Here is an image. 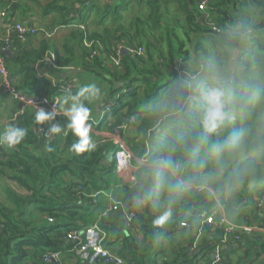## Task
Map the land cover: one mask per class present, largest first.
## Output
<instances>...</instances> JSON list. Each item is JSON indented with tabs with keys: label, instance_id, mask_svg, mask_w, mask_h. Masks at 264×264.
<instances>
[{
	"label": "trees",
	"instance_id": "16d2710c",
	"mask_svg": "<svg viewBox=\"0 0 264 264\" xmlns=\"http://www.w3.org/2000/svg\"><path fill=\"white\" fill-rule=\"evenodd\" d=\"M135 1L139 4V8L143 6L147 9L148 16L139 14L133 18L128 23L133 28L132 30L121 25L100 35L98 32L89 31L86 26L87 37L90 41L101 43L110 56L114 55L118 45L122 44L129 49H144L145 57H133L124 52L121 70L113 69L110 64L99 59L90 60L88 49L84 46L85 31L79 25H75L76 29L72 32L71 38L60 49H56L54 59L51 60L58 68H66L74 65L76 51L83 52L87 60L84 66L86 70L105 72L111 77L106 80L110 87L113 88L115 83L119 86H115L119 89L114 87L110 92L111 98L108 103H113L112 112L116 109L128 108L131 115H134L135 110H138L142 105L149 104L151 101L155 103L161 98L157 91L153 93L149 89L153 82L148 79V75L151 73L145 68V65L148 62L151 68L155 67L151 61L153 49L162 53L160 57L164 58L161 44L165 41L162 31L165 32L166 42L174 48L177 44L175 32L182 27L181 22L184 15L191 27L200 28L198 22H202L197 6L199 0H168L176 5L175 8L178 11L172 21L166 20L165 17L168 19L169 17L161 12L160 5L167 0ZM66 2L67 0H54L44 8V13L57 12L67 16L70 13V8ZM84 2L87 4L86 1ZM0 5L8 6V4ZM118 6L127 7L125 1L118 3ZM208 12L210 16L217 19L222 31L217 33L205 30V32L216 38L215 44L221 52L224 51V57L230 56L229 53H225L227 48H240L241 46L240 31L233 30V34L230 36L225 34L226 26L236 16L242 21V27L246 29V32L250 30L252 34H255L250 42V48L246 52V70H237L235 73L236 83L240 85V90L227 100L226 111L229 114V119L216 133H207L201 123L202 115L195 108L184 112V99L187 94L184 82L181 81H184L185 78L182 79L177 75L178 79L174 78L169 83L177 88V92L172 96L174 99L166 105L168 110L166 112L159 109L149 111L148 118L142 120V131L147 135V132L155 129L153 134H156V138H169L176 150L174 154L176 162L183 165L186 163L196 165L200 156H205L209 161H215L219 158L216 151L218 146L223 145L231 148L235 151V161L231 168L233 177L226 176L225 185L237 189L244 187L245 191H248L252 186L264 183V101L260 109L255 111L252 117L250 115L255 95L261 96L264 100V0H210ZM100 17L97 26L105 20L104 14ZM69 23L70 21H65L62 27H69L71 25ZM49 50V46H44L40 50L25 52L18 62L22 63L23 67L30 68L28 65L45 59ZM172 56L170 54V58ZM220 64L218 62V65ZM167 66L168 68L173 67L174 63L169 61ZM173 76L175 77V75ZM142 85L146 87L143 90ZM215 86L210 84L198 94L203 96L204 92L210 87L215 88ZM43 88L44 92L41 93L52 96L59 91L60 86L49 83L47 87ZM34 113L35 110L28 111L14 123L25 128L27 135L24 140L14 149L0 147V183L6 182V180L10 181L24 192V195L20 197L9 187H6L9 200L18 209H7L4 207V203L0 204V264H45L44 257L47 253L60 251L58 242L54 239H66L68 232L84 227L78 225L79 221H87L86 218L79 217L76 207L71 205L68 208L66 205L60 204L63 196L86 194L88 189L98 191L109 188L108 182H111L115 170V161L110 156L111 149L108 145H98L91 153L81 155L71 153L69 147L78 139L71 132L63 142L60 136L52 138L48 145L50 150L41 154L38 150L41 140H44V132L41 128L47 126L37 125L34 122ZM250 117L254 118L253 122L248 121ZM175 118L177 119L173 121ZM55 122L66 124L63 116H57ZM157 156L166 157L164 154L155 155V157ZM249 156L252 158L250 163L246 161ZM68 173L78 175V182L67 184L64 181V176ZM215 190L219 193L218 189L215 188ZM122 191L127 197L125 202L134 197L144 200L143 197L127 187ZM179 192L178 197H175L171 204L165 205L163 209L155 203V208L153 205H148L147 210L139 215L135 227L140 228L145 243L159 246L161 238L170 234L177 223L184 221V217H182L184 213H193L194 206L206 203L205 201L198 202L200 198L195 193ZM34 211L46 215L47 225L53 228L59 224L61 219H67L69 223L63 225L64 231L56 233L52 238L51 236L56 231H52L51 227L47 230L46 227H36L31 223L29 218H32ZM165 211L170 212L168 219H176L175 225L168 227L166 224L157 226L153 223L158 218L157 213L163 215ZM50 219L53 222H50ZM76 220L78 222L75 224ZM123 239L122 250L118 253L128 264H156L151 259L149 251L138 240L126 234L123 235ZM258 239L260 238L258 237ZM260 241L262 240L260 239ZM218 243L219 240H215L212 243V248ZM71 246L74 247L73 244Z\"/></svg>",
	"mask_w": 264,
	"mask_h": 264
},
{
	"label": "crops",
	"instance_id": "0c3cea01",
	"mask_svg": "<svg viewBox=\"0 0 264 264\" xmlns=\"http://www.w3.org/2000/svg\"><path fill=\"white\" fill-rule=\"evenodd\" d=\"M10 1H0V4L9 5V19L0 27V37L6 34L12 24L16 22L31 23L36 28L55 32V36L52 38H47L40 33L27 37L25 41H20L13 35L14 42L11 49H9L12 52V57H5L17 86L27 94L36 96L46 94L41 92L44 90L43 87H47L49 83L60 86L59 91L54 95L60 94V91L64 90L63 86L70 85V90L63 92L62 97H64L66 95H75L86 84L95 83L102 90L100 101L89 105L92 109L91 116H95L108 103V100L111 98V90L115 86H119L115 83V86L111 88L106 81L111 79V77L105 72L86 70L84 66L87 60L83 52L79 50L76 51L77 55L74 65L58 68L51 62L54 59L55 51L56 49H60L71 38L72 32L76 29L74 28L75 25L84 24L88 26L89 31L98 32L100 35H103L109 29H114L121 25L125 26L128 30H132L133 28L128 23L133 18L139 16V14H142V12L145 13V16H148L147 11H144L143 6L139 8V4L135 0H67L66 4L70 8V13L64 16L57 12L44 13V8L54 0ZM84 1L87 4H84ZM124 1L127 7H119L118 3ZM89 3L90 5L88 6ZM160 7L162 8L161 12L167 17L168 14H171L170 11L174 10V13L171 14V19L165 17L166 20H174L178 12L177 8H175L176 5L167 0ZM102 14L105 15V20L97 26ZM95 17L96 20L92 21V18ZM65 21H70L69 24L71 25L69 27H62ZM181 23L182 27L175 32L177 39L176 46L173 48L166 42L165 32L162 31L165 41L161 44L164 58L160 57L162 53L153 49L151 61H153L155 67L151 68L148 62L145 65V68L151 73L148 75V79L153 82L149 89L153 93L157 91L158 96L161 98L156 100L155 103L151 101L149 104L142 105L138 110H135L134 115L129 114L128 108L116 109L100 125L92 123L91 135L93 140L98 145L103 144L110 147V156L113 161L115 148L111 141L113 130L120 124L128 123V127L124 133V140L134 154L132 167L125 173H118L115 169L111 182H108L109 188L98 191L88 189L86 194L84 193L86 196H83V198H80L78 194H66L61 199L60 204L66 205L68 208L71 205L76 207L79 217H84L87 220L79 221L78 225L84 227L94 224L98 220L100 213L111 209L108 216L101 221L100 225L102 226L103 224L102 228L108 235V245L116 248L118 252L122 250L124 244L123 235L126 234L144 245V248L149 251L151 259L156 264H213L212 256L214 252L212 243L208 242L206 238L195 251L192 249L195 241L193 233L207 213L211 212L217 218L226 217L241 228L264 223V208L258 209L257 207V203L264 195V183L252 186L248 191H245L244 187L237 189L225 185L226 176L231 175L233 177L231 168L235 161V151L231 150V148L224 147L223 151L218 153L219 158L215 161H209L205 156H200L196 165L190 163L184 164V169L181 173L184 179L200 185H210L219 190V193L217 192L216 197L213 199H205L198 196L200 198L198 202L205 201L206 203L194 206L193 213L191 214L184 213V216H182L184 217V221L182 222H189L191 224V227L188 229L183 228L181 222L175 225L174 221L176 219H168L165 222L166 226L175 225L171 233L161 238L159 246L154 244L149 245L145 243L140 228H128L123 217V209L126 207L134 208L140 215L147 210L148 205H153L155 208V203L159 204L161 209H163L165 205L171 204L180 193V189L174 179L161 167L146 166L138 168L142 160L149 163L156 158L155 155L164 154L171 162H176V155H174L176 150L173 147L172 141L169 138H156V134H153L155 129L147 132L148 134L146 135L142 131L141 123L143 119L148 118V112L151 110L159 109L162 112L168 110L166 105L174 99L172 96L177 92V88L171 86L169 83L174 78L178 79L177 75L179 76V71L184 70V76L189 75V73L196 74L199 76V81H204L206 86L212 84L216 85L215 88L223 90L225 104L232 95L240 90V85L236 83L235 73L237 70L242 69H240L239 64V67L233 70L235 67L234 62H236L235 57L239 52L241 56L248 51L250 42L255 34L248 35L246 29L242 27V21L236 16L226 26L227 30H225V34L230 36L233 34V30L240 31L242 37L241 46L240 48H227L225 53H229L230 56L224 57V51L221 52L215 44L216 38L211 37L205 32V30H210L211 24L219 25L215 17L210 16L206 21L198 22L201 26L200 28L189 26L185 20V15ZM114 24L116 26H113ZM44 46H49L50 50L47 51L46 58L42 61L28 65L30 68L23 67L22 63L18 62V59L25 52L40 50ZM170 54L173 55L172 58H170ZM169 61L174 63L173 67L168 68L167 62ZM218 62L221 64L218 65ZM184 78V81H181L184 82L187 94L184 99V112L195 108L202 115L204 108V103H202L204 102L203 96L198 94L200 91L196 88V82L191 81L189 77ZM141 87H143L142 90L146 88L145 85ZM263 101L261 96L255 95L254 106L250 111L251 117L255 111L259 110L258 105L261 107ZM17 109L18 106L15 101L0 91V131L10 123L14 124L12 117ZM251 117L248 120L249 122L251 121ZM176 119H173V121ZM66 137L60 135L62 142ZM102 141L105 142L102 143ZM48 145L49 142L46 144L45 139L41 140L40 148H38L41 154L49 151ZM246 159L248 163L252 162L251 156ZM77 177L78 175L76 174L72 175L68 173L64 176V181L67 184L77 183ZM125 187L143 197L144 200L134 197L125 202L124 200L127 197L122 191ZM95 192H98L100 195L99 202L95 208H92L89 196ZM157 216L159 217L161 214L158 212ZM31 217L29 220L36 227L50 229L51 226L47 225L46 215L34 211ZM77 222L76 220L75 224ZM68 223L69 220L61 219L59 224L54 226L55 229L51 227L52 231H56L51 237L53 238L56 233L64 231L65 227L63 225ZM237 234L240 236L239 240L233 238L227 239L223 232H216V240H219L218 245L221 246L223 257L227 260L226 264H264V237L260 241L256 233L243 230H239ZM54 241L58 242L57 245L62 252L66 264H86L85 256L81 257L77 255L72 249V243L65 238L54 239Z\"/></svg>",
	"mask_w": 264,
	"mask_h": 264
},
{
	"label": "built area",
	"instance_id": "2783aa9c",
	"mask_svg": "<svg viewBox=\"0 0 264 264\" xmlns=\"http://www.w3.org/2000/svg\"><path fill=\"white\" fill-rule=\"evenodd\" d=\"M198 10L201 14L200 21H206L209 19L210 14L208 12V7L210 5V0H199L197 1ZM9 19V5L7 7L0 5V27L3 26L6 21ZM79 27L85 31V41L84 46L88 49L89 59H99L102 62L110 64L113 69L121 70L122 69V58L124 52L131 54L133 57H145L146 51L142 48L134 50L125 47L122 44L118 45V48L114 55H108V52L105 50L104 46L99 42L90 41L87 37L86 25L79 24ZM209 29L213 32H221L222 29L219 25L211 24ZM43 34L47 38H52L55 36V32L48 31L46 29H39L33 26L31 23L16 22L13 23L10 30L0 37V91L6 96L10 97L15 101L18 106L17 111L15 112L12 122L15 123L17 119L25 114L28 111L35 110V105L45 109L48 112H51L55 109L57 116H63V111L61 108V101L63 99V92H68L70 90V85L63 86L64 90L60 91V94L48 96L43 95H30L21 90L14 79L12 71L8 67L7 59L3 54V49H11L14 37L20 41H25L29 36H35L37 34ZM248 35H251L252 32L248 30ZM246 53H243L239 57L240 69L246 70ZM179 77H189L191 81L196 82V88L198 91H203L206 87L204 81H199L198 75L189 74L184 76L183 71H179ZM56 85V84H53ZM66 107V106H64ZM113 103L109 102L105 104L101 110L95 115L90 117V123L100 125L103 123L112 112ZM128 127V123H123L116 126L113 130L112 142L114 145L113 158L115 161V169L118 173H125L131 167L134 159V154L129 147V145L124 140V133ZM105 141H102L104 143ZM101 143V144H102ZM98 146V144H96ZM147 161V160H146ZM170 161L168 158L163 156H157L152 161L145 162L141 161L140 166L142 167H161L164 169L176 182L181 193L192 192L199 197L215 198L217 191L214 187L210 185H200L196 184L193 181H187L181 176V173L184 169V165L178 162H171V166H168L166 163ZM86 196L84 193H80L79 197L83 198ZM99 193L95 192L89 196L92 208H95L99 202ZM258 209L264 208V195L257 203ZM111 209L100 213L98 220L89 226L83 227L79 230H73L66 234V240L74 245L72 248L73 251L81 256H85L86 264H128L122 257H120L118 250L116 248L110 247L108 245V235L103 230L100 225L101 221L108 216ZM187 214H191L188 212ZM138 213L134 208H124L123 217L126 221L128 228L135 227L138 217ZM53 222L52 219L49 220ZM183 228L188 229L191 227L189 222H182L181 225ZM239 230L254 232L262 240L264 237V223L260 225H254L250 227H238L233 222L228 220L226 217L217 218L213 213L209 212L206 214L204 219L201 221L200 225L196 227L195 232L193 233V251H195L201 244L204 242V239L210 243H214L216 240V232L221 231L224 233L225 238H233L236 240L240 239V236L237 234ZM206 234V235H205ZM259 239V240H260ZM214 255H216L213 260V264H226L227 260L223 257L221 246L216 245L213 247ZM45 264H66L62 252L52 251L45 255L44 257Z\"/></svg>",
	"mask_w": 264,
	"mask_h": 264
},
{
	"label": "clouds",
	"instance_id": "9594fccd",
	"mask_svg": "<svg viewBox=\"0 0 264 264\" xmlns=\"http://www.w3.org/2000/svg\"><path fill=\"white\" fill-rule=\"evenodd\" d=\"M224 95V91L219 88H210L203 93L204 108L201 123L207 133H216L229 119ZM101 98L102 90L95 83L82 86L75 95L64 96L61 101V108L66 124L55 122L57 117L55 109L48 112L35 105L34 122L39 126H47L41 128L46 144L56 136H67L71 132L74 137L78 138L69 147L71 153L81 155L93 152L97 145L91 135L90 117L92 109L89 105L98 103ZM65 105L67 107H64ZM26 135L25 128L10 123L0 131V146L14 149L24 140ZM223 148V145L218 146L217 153L222 152ZM166 163L171 166V161ZM169 215L170 212L165 211L153 223L162 226L168 220Z\"/></svg>",
	"mask_w": 264,
	"mask_h": 264
},
{
	"label": "rangeland",
	"instance_id": "374dc122",
	"mask_svg": "<svg viewBox=\"0 0 264 264\" xmlns=\"http://www.w3.org/2000/svg\"><path fill=\"white\" fill-rule=\"evenodd\" d=\"M144 11H147L146 8H144ZM174 13V10L171 11V14ZM171 14L168 15V17L171 19ZM176 14V13H175ZM142 16L145 15L144 12H142L141 14ZM93 20L92 21H95L96 20V17L95 18H92ZM90 20V19H89ZM172 21V20H170ZM94 23V22H93ZM258 109H260V105H258ZM13 118V117H12ZM254 121V118L251 119V122ZM2 148H5L3 146H0ZM6 187H9L12 191H14L16 194L20 195V197H22V195H24L23 191H21L15 184L11 183L10 181H7L6 182H2L0 183V204L1 203H4V207H6L7 209H18V207L13 204L11 202V200H9L10 198H8L7 196V192H6Z\"/></svg>",
	"mask_w": 264,
	"mask_h": 264
},
{
	"label": "water",
	"instance_id": "95a60500",
	"mask_svg": "<svg viewBox=\"0 0 264 264\" xmlns=\"http://www.w3.org/2000/svg\"><path fill=\"white\" fill-rule=\"evenodd\" d=\"M2 52H3V54H4L6 57H8V58H11V57H12V52H11L10 50L3 49ZM125 53H126V51H125ZM126 54H127V53H126ZM239 57H240V52L237 53V55H236V57H235V61H236V62H234V63H235L234 66H235V67L233 68V70L239 67V62H238ZM215 257H216V255H213V256H212V259L214 260Z\"/></svg>",
	"mask_w": 264,
	"mask_h": 264
}]
</instances>
